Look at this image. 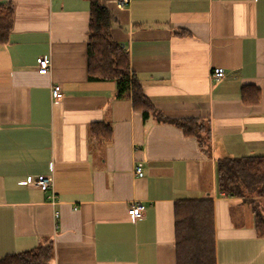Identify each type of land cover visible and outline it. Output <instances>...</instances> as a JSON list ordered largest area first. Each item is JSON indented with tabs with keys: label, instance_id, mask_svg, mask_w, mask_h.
I'll list each match as a JSON object with an SVG mask.
<instances>
[{
	"label": "crops",
	"instance_id": "obj_1",
	"mask_svg": "<svg viewBox=\"0 0 264 264\" xmlns=\"http://www.w3.org/2000/svg\"><path fill=\"white\" fill-rule=\"evenodd\" d=\"M102 3L154 108L206 123L209 145L90 79L89 0H0L13 9L0 43V259L52 239L51 264H176L174 203L211 199L216 264H264L251 204L216 183L218 158L264 156V0ZM39 56L52 60L47 74ZM38 174L53 177V199L33 185ZM137 201L145 212L133 220Z\"/></svg>",
	"mask_w": 264,
	"mask_h": 264
},
{
	"label": "trees",
	"instance_id": "obj_2",
	"mask_svg": "<svg viewBox=\"0 0 264 264\" xmlns=\"http://www.w3.org/2000/svg\"><path fill=\"white\" fill-rule=\"evenodd\" d=\"M87 39V70L90 79L111 80L116 83L117 96L130 97L133 107L145 118L154 114L158 121H168L179 127L185 135L195 136L199 145L208 146V126L196 118L170 119L158 112L145 95L142 84L130 69L128 53L122 43L112 37L113 19L102 0H89ZM13 9L0 5V43L8 41L12 27ZM244 100L257 102L256 89ZM246 97V98H245ZM94 135L110 139V127L93 124ZM218 191L227 196L245 197L255 216V230L264 236V211L252 196L264 197V156H224L216 161ZM176 264H216L214 208L211 199L179 200L174 203ZM54 258L52 239L35 247L9 253L0 264H51Z\"/></svg>",
	"mask_w": 264,
	"mask_h": 264
},
{
	"label": "built area",
	"instance_id": "obj_3",
	"mask_svg": "<svg viewBox=\"0 0 264 264\" xmlns=\"http://www.w3.org/2000/svg\"><path fill=\"white\" fill-rule=\"evenodd\" d=\"M115 4L118 8L123 9L128 6L130 0H114ZM52 66V60L50 56H39L36 58V68L37 72L40 74H47L50 72ZM211 78L218 80L224 76V69L222 67H215L210 72ZM51 96L54 99H59L63 96L61 88L58 84H53L51 86ZM134 173L138 176L143 175L142 164L136 163L134 166ZM33 185L42 190L49 191L50 198L53 199L55 196L53 190V177L50 174H38L34 178H32ZM127 212L131 219L135 220L144 215L145 212V204L142 202H132L128 208Z\"/></svg>",
	"mask_w": 264,
	"mask_h": 264
},
{
	"label": "rangeland",
	"instance_id": "obj_4",
	"mask_svg": "<svg viewBox=\"0 0 264 264\" xmlns=\"http://www.w3.org/2000/svg\"><path fill=\"white\" fill-rule=\"evenodd\" d=\"M256 202L259 203V207L261 208L262 211H264V197H255V196H252Z\"/></svg>",
	"mask_w": 264,
	"mask_h": 264
}]
</instances>
